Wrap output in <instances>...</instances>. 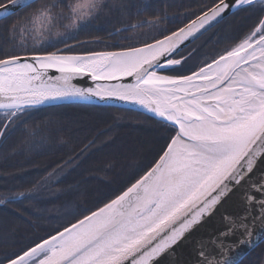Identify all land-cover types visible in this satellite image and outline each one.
Instances as JSON below:
<instances>
[{
    "label": "snow or ice",
    "instance_id": "obj_1",
    "mask_svg": "<svg viewBox=\"0 0 264 264\" xmlns=\"http://www.w3.org/2000/svg\"><path fill=\"white\" fill-rule=\"evenodd\" d=\"M99 2L74 0L67 17L54 11L55 3L42 5L13 24L12 31L42 36L61 19L69 21L67 28H74L92 15ZM33 3L0 2V18ZM258 5L264 7V0H217L186 27L126 51L0 57V117L6 121L0 127L8 128L26 110L46 101L97 96L139 104L175 129L154 165L125 190L7 257L5 264H156L213 212L231 186L253 172L264 158V18L241 42L199 71L174 76L162 75L160 70L180 65L181 59L173 58L179 46L205 25L219 22L226 11ZM48 69L62 75L50 77ZM79 74L93 80L131 76L135 83L81 89L70 83ZM252 187L264 193V182ZM259 204L264 223V200ZM236 227L230 220V231ZM238 227L252 235L247 224ZM221 255L222 261L200 252L202 264H230L226 252Z\"/></svg>",
    "mask_w": 264,
    "mask_h": 264
},
{
    "label": "trees",
    "instance_id": "obj_2",
    "mask_svg": "<svg viewBox=\"0 0 264 264\" xmlns=\"http://www.w3.org/2000/svg\"><path fill=\"white\" fill-rule=\"evenodd\" d=\"M102 1L104 3L91 24L82 27L72 38L42 51L26 54H47L72 45L75 46L65 53L88 54L141 47L179 30L217 2ZM72 2L74 0H41L31 8H25L0 21V57L24 54L15 48L11 39L13 24L22 22L34 8L43 4L56 3L58 10L68 12V5ZM263 17L264 7L259 5L241 10L177 57L185 56L198 46V53L191 58L203 54L214 60L241 42ZM191 71L193 69L181 67L161 74L180 76ZM5 122L0 117V125ZM0 131L4 133L0 137V186L6 185L3 178L8 179L6 186L10 191H15L11 188L16 185L17 179H20L18 182L23 180L29 184L26 181L39 171L36 159L42 155V159H47V155L57 151L48 158V170L53 168L54 175H61L56 177V182L65 176L68 191L58 192L53 204L63 203L62 209L69 213L58 226L42 227L40 222L34 223L42 216L33 209H27L24 206L27 201L13 203L7 208L0 207V264H5L7 257L62 230L64 225L74 222L90 210L103 206L125 190L154 165L175 134L172 126L136 112L85 105L27 110L8 128L0 127ZM46 204L38 206L45 211L51 209ZM58 219L60 222L63 217ZM240 264H264V242Z\"/></svg>",
    "mask_w": 264,
    "mask_h": 264
},
{
    "label": "water",
    "instance_id": "obj_3",
    "mask_svg": "<svg viewBox=\"0 0 264 264\" xmlns=\"http://www.w3.org/2000/svg\"><path fill=\"white\" fill-rule=\"evenodd\" d=\"M39 1L41 0H34L33 4ZM23 9L25 8H15L13 10L12 15L18 13ZM239 11L241 10L235 8L230 9L229 11H226L223 14L222 19L218 18L219 22L213 21L211 24L205 25L203 29H201L195 34V37L184 41V43L179 46V48L176 50V53L173 54V58H176L182 51L196 43L199 39H201L204 35H206L216 26H218L223 21H225L226 19H228ZM197 17L193 20H196ZM7 18H0V21L5 20ZM193 20H191L182 28L186 27ZM74 46L75 45L65 47L57 52L66 55L91 54L65 53V51L71 49ZM31 55L33 54L22 55V57H30ZM190 56L191 55L181 58L182 63L180 65L172 66L167 69H161L160 74L163 71H170L179 68L184 63V61L187 60ZM47 72L48 76L53 78L60 77L62 75L55 69H48ZM70 83L75 87L81 89H95L98 84H129L135 83V79L131 76H125L121 77L118 80H93L89 75L79 74L73 75ZM71 105L108 107L114 109L127 110L145 115L164 124H168V122L162 121L161 118L155 116V114L149 112L146 108L142 107L141 105L132 103L130 101H122L115 97L101 99L97 96H87L59 99L55 101H46L45 103L37 105L28 110ZM262 182H264V158L257 161V165L254 168L253 172L250 173L244 181H242L239 185L231 186V191H229L227 195L222 198V200L215 207L213 212L210 215L205 216L202 219L201 223L194 226V228L187 232L185 236L176 245H174L161 257H159L156 261V264H202L203 258L200 256L201 250H203L207 255H209L211 259L221 261L224 260V256L221 255V252L224 251L227 254V258L230 264L241 263L253 250H255L259 245L264 242V223L261 222L262 213L259 204L260 200H264V193L257 192L252 187V185H259ZM249 196L256 197V200L249 202ZM1 206H3V202H0V207ZM230 220L235 222V224L237 225V227L233 228L231 231ZM241 222L249 226L248 230L252 233L251 236L245 235L244 229L238 227ZM221 244H223L224 246L223 250L221 249Z\"/></svg>",
    "mask_w": 264,
    "mask_h": 264
},
{
    "label": "flooded vegetation",
    "instance_id": "obj_4",
    "mask_svg": "<svg viewBox=\"0 0 264 264\" xmlns=\"http://www.w3.org/2000/svg\"><path fill=\"white\" fill-rule=\"evenodd\" d=\"M57 153V151H54L53 153ZM51 153V154H53ZM51 154L47 155V159H42V156H39V158L36 159L37 165L39 164V171L38 173L32 175V178L27 180L26 182H29V184H25L23 180L18 182L16 180V185L11 188L15 191H10L7 190L8 188H5L4 186H0V190H6L8 191L7 194H3L0 192V195L3 199V201H9L5 204L3 207H8L11 204H17V203H22L24 201H27L24 206L27 207V209H33L34 212L37 214L39 213L42 217L34 220V223L36 224L37 222H40L42 225H50L51 227H56L58 226V223H63L65 218L69 215V213L64 209L63 203L59 204L61 202H58L57 204H53V200L57 198V193L59 192L60 194L63 193L64 191H68V186L66 187V178L65 176L61 178L58 182L56 177L61 176V175H54L53 174V168H50L51 170H48L49 168V159ZM62 155V154H61ZM63 163H61L62 165ZM68 179V177H67ZM6 180V185L8 179H2ZM28 192V196H25ZM18 194V195H16ZM56 195V196H55ZM22 196V197H21ZM21 197V198H19ZM31 198H35L33 200H30ZM14 200H16L14 202ZM47 202L46 206L51 207L49 210H43L39 206H43ZM39 205V206H38ZM39 211V212H38ZM34 213V214H35ZM59 217H63L62 221L59 222Z\"/></svg>",
    "mask_w": 264,
    "mask_h": 264
},
{
    "label": "rangeland",
    "instance_id": "obj_5",
    "mask_svg": "<svg viewBox=\"0 0 264 264\" xmlns=\"http://www.w3.org/2000/svg\"><path fill=\"white\" fill-rule=\"evenodd\" d=\"M143 1L148 2L150 0H143ZM103 3H104V1L100 0L99 7L92 13V15L90 17H88L87 19L80 21L78 23V25L74 28H67L66 25L68 24L69 21L67 19H61L58 22H56L55 27H52L50 30L44 32V34L42 36L32 32V31H29V30H25L22 34L19 31L13 32L11 30V39L14 42L15 48L19 52L24 53L23 55H29L26 53L27 52H33V51H42V50H44L50 46L56 45L59 42H63L65 40L72 38L82 27H84L88 24H91V22L93 21L95 16L100 11V8L103 5ZM51 4H53V3H51ZM51 4H43V5H51ZM41 6H39V7H41ZM54 11L57 14H59V13H61L62 10H58V8H56V9H54ZM62 12H63V16L67 17L69 14V9H68V12H64V11H62ZM197 48H198V46L194 50H192L188 54H186L185 56L176 58V59H181V58H184V57L191 55L179 67V68L186 67V69L191 68V70L193 69V71H191L190 74L198 71L201 66H205L207 63H210L213 61V60H210L209 58H206L205 55H203V54L199 55L196 58H191L196 52L198 53L199 48L198 49ZM179 68H177V69H179ZM190 74H187V75H190ZM7 186L4 185L5 188H8ZM7 190H9V189H7ZM1 193L7 194L8 191L1 190ZM16 195H18V194H16ZM25 196H28V192ZM1 197H3V196L0 195V201H2L3 206H5V204L9 201L8 200L3 201V199ZM21 197H19V198H21ZM15 201L16 200H14V202Z\"/></svg>",
    "mask_w": 264,
    "mask_h": 264
}]
</instances>
